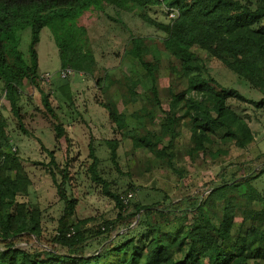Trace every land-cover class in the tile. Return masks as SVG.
<instances>
[{
	"label": "trees",
	"instance_id": "trees-1",
	"mask_svg": "<svg viewBox=\"0 0 264 264\" xmlns=\"http://www.w3.org/2000/svg\"><path fill=\"white\" fill-rule=\"evenodd\" d=\"M104 5L136 16L163 34L162 38H129L124 55L135 63L129 71L131 77L124 76L118 82H113L107 72L99 76L87 29L79 24L85 12L102 10ZM153 8L165 11L166 21L153 18L150 15ZM170 9L175 13L172 19H168ZM45 27L57 48L60 69L70 68L75 73L95 77L105 96L100 105L116 132L122 138L130 137L132 150L146 151L160 168L170 170L179 179L185 176V170L175 166V161L183 158L192 161L198 155L216 159L226 153L219 147L212 151L216 139L231 143L237 149L252 144L254 133L233 104L260 108L264 103V0H0V81L3 85L0 96L8 101L18 128L27 134L19 98L23 84L29 83L38 93L54 141L62 139L66 145L63 168L58 167L53 150L45 149L49 157L45 165L49 167L56 195L63 202L50 242L63 248L64 253L50 247L41 250L44 255L41 257L38 249L25 251L17 247L20 241L40 239L41 211L23 199L28 195L31 180L11 145L7 123L0 117V244L4 246L0 250V264H264V192L255 187L256 180L264 174V152L254 159L263 158V167L253 175L237 177L234 171L225 178L219 173V182L208 188L206 194L187 195L168 204L155 201L139 206L135 203L134 211L126 213L128 205L123 204L121 195L133 187L121 193L111 189L101 175L100 159L89 141L86 175L113 200L118 213L92 233V236L105 233L108 239L93 253L86 252L90 247L86 239L91 233L82 228L85 220L69 224L77 204L71 193L68 169L73 147L63 119L49 101L55 89L64 92L70 103L73 94L67 79L56 76L47 83L38 72L36 46ZM26 28L30 32L28 61L24 60L17 42L18 32ZM150 42L158 43L156 50L169 56L168 71L174 81L165 89L166 108L158 87L160 61L156 57L148 58L152 51ZM195 50L220 62L249 88L259 92L260 101L224 88L207 75ZM143 81H148V86L144 87ZM116 85L123 105L121 111L109 94V89ZM139 85L144 91H138ZM137 103L140 104L137 109L126 110ZM157 111L161 117L154 128L153 113ZM181 127L189 132V145L183 149L177 146ZM104 143L110 150L109 160L116 166L119 142L105 140ZM235 166L240 169L243 164ZM237 210H241L242 227L233 233ZM154 214L158 220L150 221ZM189 214L191 222L184 223ZM134 222L136 227H130ZM119 225L123 228L110 241Z\"/></svg>",
	"mask_w": 264,
	"mask_h": 264
},
{
	"label": "rangeland",
	"instance_id": "rangeland-1",
	"mask_svg": "<svg viewBox=\"0 0 264 264\" xmlns=\"http://www.w3.org/2000/svg\"><path fill=\"white\" fill-rule=\"evenodd\" d=\"M112 6L104 5L102 10L90 9L79 19V24L87 29L90 40V46L100 70L99 76L108 73V77L113 82L122 80L124 76L131 77L130 68L135 62L124 55V48L131 36L134 37H155L162 38L163 34L154 27L147 25L141 19L123 11H116ZM150 15L157 21H166L165 11L159 8L150 10ZM119 19L121 23L119 22ZM30 39L29 28L21 30L17 34L18 49L23 54L24 60L28 61L27 46ZM158 45V43H156ZM150 42L151 56L160 61L158 76V87L160 89L161 101L164 108L168 99L165 95V89L174 81L172 74L168 71L169 56L161 50H156L157 45ZM40 64L38 66L39 74L49 72L56 77L60 69V61L57 48L48 28H43L40 33V41L37 44ZM199 59L206 67L207 75L213 77L224 88H230L238 91L247 99L255 102L260 101L262 95L249 88L246 82L239 80L233 73L228 71L220 62L210 58L206 53L195 50ZM69 82V91L72 92V102L70 103L64 92L59 89L53 90L49 96L51 105L56 108L57 113L63 119L65 132L68 135L73 147L70 155L68 169L71 179V193L77 199L75 213L69 220V224L85 220L83 229L90 231L87 243L90 247L86 249L88 254L93 253L100 243L108 238L106 234L92 236V233L101 227L106 220H113L118 210L114 206L113 200L101 192L100 185L92 183L86 175V166L88 165V142L91 141L95 149V154L100 159L99 170L101 175L110 183L111 189L118 193L128 190L122 197L129 198V204L125 208L126 213L134 211V204L146 205L155 201L161 204H168L170 201H176L181 197L191 194H206V190L216 185L219 180L217 175L220 173L225 178L230 176L231 172L236 171V176L253 175L257 169L263 167V158L255 161V157L264 152V103L260 108L251 105H242L239 107L233 104L240 116L244 117L254 133V142L245 149H237L231 143L221 142L219 139L214 141L212 151L219 147L226 151L216 159L209 156L198 155L194 160L187 158L175 161L174 165L184 169L185 176L179 179L175 173L170 170L160 168L153 157L144 150H132L130 137L122 138L119 132H116L114 125L107 118L105 109L100 102L105 101V96L101 93L96 84L95 77L70 75L66 78ZM148 86V81H143ZM119 85L111 87L109 94L119 111L123 110L118 93ZM3 88L0 81V93ZM138 91H144L139 85ZM19 98L20 114L23 117V126L28 132L23 133L18 128L15 118L11 115L8 101L0 96V117L3 118L11 135V145L16 149V153L21 158L24 170L27 172L31 186L28 195L23 198L25 201L36 205L41 211V237L39 240L20 241L18 248L25 251L38 249L41 257H44L43 251L53 247L59 253H64V249L52 244L50 238L55 234L57 221L62 214L63 202L58 199L55 186L51 180L49 167L45 165L49 162L47 150H53L54 159L59 168L65 167L64 152L66 145L64 140L55 142L53 139V130L48 118L43 113L38 93L31 85L25 82L22 86V93ZM139 103L128 106V112L137 109ZM160 115V116H159ZM161 114L157 111L153 113L154 128L160 121ZM178 147L189 145V132L186 127L180 129ZM105 140H116L119 145L116 148V166L109 160V147L104 143ZM214 147V148H213ZM47 149V150H45ZM42 163V164H40ZM242 163L243 167L238 168L236 164ZM98 170V171H99ZM57 181H60L56 173ZM66 185V190L70 193ZM257 190L264 192V174L255 182ZM165 195L167 198H165ZM71 196V195H70ZM254 206H256L254 204ZM219 208V207H218ZM177 215H180L177 213ZM241 210H237L234 218L233 233L242 227ZM192 215L185 217L184 223L191 222ZM150 221H157L158 216L153 215ZM136 222L130 227L135 228ZM244 225L243 227H245ZM264 226V224L262 225ZM123 226L119 225L112 233L113 235ZM109 241V240H108ZM3 244H0V250H3Z\"/></svg>",
	"mask_w": 264,
	"mask_h": 264
},
{
	"label": "built area",
	"instance_id": "built-area-1",
	"mask_svg": "<svg viewBox=\"0 0 264 264\" xmlns=\"http://www.w3.org/2000/svg\"><path fill=\"white\" fill-rule=\"evenodd\" d=\"M175 17V13H174V11H172L171 9L170 10H168V19H172V18H174ZM72 73V71L69 69V68H64V69H62V70H60L59 72H58V78H60V79H65L69 74H71ZM41 78L45 81V82H47V83H49L50 81H51V78H52V75L50 74V73H47V72H45V73H43L42 75H41ZM122 202H123V204L124 205H128V203H129V198L128 197H122ZM103 229V228H102Z\"/></svg>",
	"mask_w": 264,
	"mask_h": 264
},
{
	"label": "clouds",
	"instance_id": "clouds-1",
	"mask_svg": "<svg viewBox=\"0 0 264 264\" xmlns=\"http://www.w3.org/2000/svg\"><path fill=\"white\" fill-rule=\"evenodd\" d=\"M69 69H70V68H69ZM60 70H61V69H59V71H60ZM70 70H71V69H70ZM59 71H58V72H59ZM71 71H72V70H71ZM47 73H49V72H47ZM74 74L79 75V76H83L82 73H75L74 71H72V73L69 74V76H70V75H74ZM41 75H42V74H41ZM51 75H52V77L54 78L55 74H52V73H51ZM57 75H58V73H57ZM57 75H56V76H57ZM69 76H67L66 78H68ZM57 77H58V76H57ZM66 78H65V79H66ZM59 79H60V78H59Z\"/></svg>",
	"mask_w": 264,
	"mask_h": 264
},
{
	"label": "crops",
	"instance_id": "crops-1",
	"mask_svg": "<svg viewBox=\"0 0 264 264\" xmlns=\"http://www.w3.org/2000/svg\"><path fill=\"white\" fill-rule=\"evenodd\" d=\"M36 50H37V47H36ZM37 55H38V66H39L40 61H39V53H38V51H37Z\"/></svg>",
	"mask_w": 264,
	"mask_h": 264
}]
</instances>
